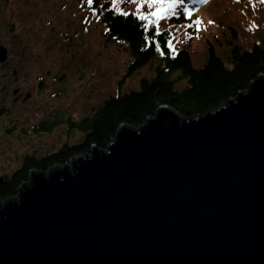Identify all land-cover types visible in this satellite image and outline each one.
I'll return each mask as SVG.
<instances>
[{
    "label": "water",
    "instance_id": "95a60500",
    "mask_svg": "<svg viewBox=\"0 0 264 264\" xmlns=\"http://www.w3.org/2000/svg\"><path fill=\"white\" fill-rule=\"evenodd\" d=\"M71 165L0 199V264H264V74L203 116L160 106Z\"/></svg>",
    "mask_w": 264,
    "mask_h": 264
},
{
    "label": "rangeland",
    "instance_id": "374dc122",
    "mask_svg": "<svg viewBox=\"0 0 264 264\" xmlns=\"http://www.w3.org/2000/svg\"><path fill=\"white\" fill-rule=\"evenodd\" d=\"M185 7L190 15L167 16L158 25L171 32L174 49L191 41L199 68L206 45L224 46L225 51L228 40L235 41L231 28L219 25L217 18L244 8L239 0L184 6L183 13ZM119 9L136 13V4ZM141 11L155 8L145 3ZM104 31L88 0H0V44L9 50L8 60L0 64V108L7 109L0 118V175L18 168L26 154L41 156L78 142L82 136L69 130L68 117L79 120L109 96L139 88L142 77L153 76L159 54L152 63L131 70L125 44L107 41ZM223 51L219 55L225 58ZM56 117L63 121L51 131L35 130Z\"/></svg>",
    "mask_w": 264,
    "mask_h": 264
},
{
    "label": "trees",
    "instance_id": "16d2710c",
    "mask_svg": "<svg viewBox=\"0 0 264 264\" xmlns=\"http://www.w3.org/2000/svg\"><path fill=\"white\" fill-rule=\"evenodd\" d=\"M239 1L244 10L228 12L232 15L228 14L227 18H217L219 25L225 23L231 28L230 34L235 41L229 39L231 45L225 51L221 50L224 46L206 45L205 59L198 62L202 67L196 68L194 58L199 60L197 52L194 54L191 48H182L173 55L167 48L168 30L160 29L161 35L154 40L156 25L145 28L147 21L137 19L134 13L120 15L111 0H94L97 13L108 27L106 35L109 40L119 39L127 43L133 59L131 70L143 66L155 56L156 43H161L164 52L161 63L156 67L154 77L141 79L139 90L107 98L93 114L79 120L68 117L69 130H77L81 140L64 143L41 156L24 155L18 168L0 175V199L14 198L34 172L48 173L53 168L71 164L74 158L90 154L94 147L106 150L123 126L138 129L155 117L160 106L166 105L180 116L191 119L222 107L247 90L264 74V0ZM228 34L229 31H225V35ZM221 51L225 58L219 55ZM182 81L185 85L179 84ZM6 110L0 108V118ZM62 121L63 118L57 117L42 121L35 130L51 131Z\"/></svg>",
    "mask_w": 264,
    "mask_h": 264
},
{
    "label": "snow or ice",
    "instance_id": "6c2138e0",
    "mask_svg": "<svg viewBox=\"0 0 264 264\" xmlns=\"http://www.w3.org/2000/svg\"><path fill=\"white\" fill-rule=\"evenodd\" d=\"M93 0H88V3L91 4ZM122 2H131L136 4V13L134 15L137 16V19L141 21H147V24L145 25V28L148 27V25H156L155 33L157 36L161 35V30L158 25V21L167 17L176 15L178 7L183 4L184 0H122ZM200 2H205V0H200ZM113 8L116 9V11L120 15L128 16L130 15L128 12L121 11L118 7V0H111ZM147 4L149 9L155 8V11H150L148 13H144L141 11L142 6L144 4ZM184 14L190 15V9L184 8ZM211 22V21H210ZM148 37H145V40H147ZM155 48L158 52H160L161 55H164V52L161 51V43H156ZM167 48L172 49L173 48L171 40L167 41Z\"/></svg>",
    "mask_w": 264,
    "mask_h": 264
}]
</instances>
